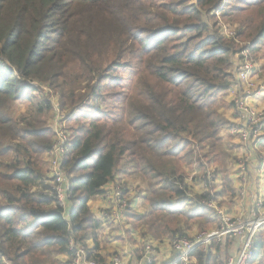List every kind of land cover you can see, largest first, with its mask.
Returning a JSON list of instances; mask_svg holds the SVG:
<instances>
[{
	"label": "trees",
	"instance_id": "trees-1",
	"mask_svg": "<svg viewBox=\"0 0 264 264\" xmlns=\"http://www.w3.org/2000/svg\"><path fill=\"white\" fill-rule=\"evenodd\" d=\"M243 48L264 63V0H0V264H64L70 240L97 249L89 203L118 175L146 181L144 214L126 215L143 248L215 223L184 204L186 167L199 153L220 164L216 197H234L220 134ZM52 111L69 136L67 212L43 169ZM216 254L191 256L221 264ZM248 264H264L262 233Z\"/></svg>",
	"mask_w": 264,
	"mask_h": 264
},
{
	"label": "built area",
	"instance_id": "built-area-1",
	"mask_svg": "<svg viewBox=\"0 0 264 264\" xmlns=\"http://www.w3.org/2000/svg\"><path fill=\"white\" fill-rule=\"evenodd\" d=\"M219 27L227 37L232 35L224 24H219ZM258 67L250 50L243 48L237 56L235 83L230 88L232 112L236 120L222 131L225 138L235 140L243 149L233 168L236 181L242 185L246 182L250 168L256 175L264 173V79L259 77ZM52 130L55 139L48 155L50 175L54 182L57 202L67 212L70 204L67 180L61 169V163L68 150L69 136L58 117L52 122ZM193 176L185 177V184L192 189L186 191L189 201H185L184 204H195L214 212L218 225L215 229L206 232L194 231L193 236L189 238L176 237L171 240L170 251L176 256L171 264H191L190 257L194 250L209 252L213 243L219 244V247L224 239L239 241L238 250L226 260L225 264H248L255 255V246L260 233H264V195L262 196L258 190L254 192L250 195L251 211L245 216L231 218L224 209L216 205L214 195L209 189L216 180L214 169L205 168L203 175L199 177L201 193L198 197L194 194L196 189L193 186L195 179ZM129 189L125 182L119 181L106 191L105 196L109 206L104 210L103 224H112L119 230L123 229L122 223L131 210L130 197L126 196L128 193L131 196ZM68 249L70 253L67 264H129L119 257H113L106 262L94 259L89 255L86 244H77L74 240L69 241ZM141 253L133 264H154L156 247L153 243H146Z\"/></svg>",
	"mask_w": 264,
	"mask_h": 264
},
{
	"label": "crops",
	"instance_id": "crops-1",
	"mask_svg": "<svg viewBox=\"0 0 264 264\" xmlns=\"http://www.w3.org/2000/svg\"><path fill=\"white\" fill-rule=\"evenodd\" d=\"M228 100V101H227ZM227 102L231 101V97L227 96L226 98ZM226 118L228 119L229 123H234L236 120V116L233 114L232 109L226 110ZM223 132L220 134L223 142L225 145V149L227 151L228 155V177L230 180V183L232 184L233 191H234V197H230L228 195H224L221 198L223 199V204L225 205L224 210L232 215V216H245L248 214L251 210L250 206V195H252L257 190L260 191L261 195H264V173L261 175H256L255 171L251 168L249 169L246 177L245 184H239L236 181V176L233 172L234 164L237 161L238 157L241 156L243 153V149L241 146L233 139L225 138L223 135ZM124 176L118 175L114 182H110L107 184L103 191L106 193V191H109L114 183L122 181V178ZM222 175L221 177H217V184L218 186L224 190V184L222 182ZM236 181V182H235ZM125 183L129 186L131 183L129 180L125 181ZM129 183V184H128ZM131 196L133 193L130 191ZM90 210L94 214L97 220L101 221L103 220V214L104 210H106V207L109 206V201L106 200V196L98 197L94 200H92L89 203ZM145 208V207H144ZM131 210L134 212H137L139 214H144L145 209H141L139 207V204L137 203V199H134L131 204ZM142 211V212H141ZM216 221V219H215ZM216 223V222H215ZM102 224V228L98 235V248L96 249L94 247V243L91 240H88L84 244L88 245L89 251L92 255H90L92 258L97 259L101 262L109 261L113 257H119L121 259H124L129 264H133L136 259H138L141 256V252L143 251V240L140 238L137 232H135L133 229L130 228L128 225V222L126 218L124 219V222L122 223V230H119L116 226H112V224ZM127 229V230H126ZM129 232V233H128ZM112 236H115L112 238ZM132 239L133 241H129V239ZM227 239H224V241ZM223 241V243H224ZM228 245L231 243L233 249L235 252H233L230 256L234 255L239 247V241L237 240H227ZM102 243H106L108 246L104 247L102 246ZM222 243V244H223ZM156 247V243H153ZM142 251H141V249ZM219 248H221L219 246ZM158 249V247H157ZM88 251V252H89ZM215 250L211 249V253L214 255L216 252ZM156 259L154 264H171L174 259L176 258L175 254H173L168 249H162L159 254H156ZM62 263L67 264L68 256L62 257ZM191 260V262H190ZM189 262L191 264H196L194 258L192 256L190 257Z\"/></svg>",
	"mask_w": 264,
	"mask_h": 264
},
{
	"label": "rangeland",
	"instance_id": "rangeland-1",
	"mask_svg": "<svg viewBox=\"0 0 264 264\" xmlns=\"http://www.w3.org/2000/svg\"><path fill=\"white\" fill-rule=\"evenodd\" d=\"M181 1V0H180ZM183 1V0H182ZM185 1V0H184ZM222 20L220 19V20H218V22L220 23ZM253 57H254V60L257 62V64H258V75H259V77L260 78H262V79H264V63L262 62H259L258 60H256L255 58V56L253 55ZM262 60H264V59H262ZM235 62H237V57L235 58ZM127 73L128 72H124L123 73V75H127ZM131 80H130V78H127L126 80H125V83H129ZM43 88H44V93H47L48 95H51L52 94V91L50 90H48L47 88H45V86H42ZM82 89V88H81ZM229 96L231 97V95L229 94ZM51 97L52 98H54L52 95H51ZM55 99V98H54ZM33 101H37V97H35L34 99H33ZM55 101V100H54ZM57 101V100H56ZM228 101V100H227ZM29 109V103H27V102H21V103H17L16 104V110L17 111H20V112H26L27 110ZM231 109H232V106H231ZM54 112L55 111H52V113H50V115L49 116H47V121L48 120H50L49 121V123L52 125V121L54 120V118H56V117H58V119H60L61 120V118H62V116H63V114L60 112V111H56V114H54ZM221 137V136H220ZM224 143H226L227 144V142H224ZM199 155H200V157H201V155L202 154H197L196 155V157L197 158H195V160H194V165H193V167L190 169V167H186V177H188V176H192V175H194L193 177H195V179H194V181H193V186H194V189H196V192L194 193L195 194V196L196 197H198L199 196V194L201 193V190H200V180H199V177L201 176V175H203V173H204V171H205V168H211V169H214V175H215V177H216V180L214 181V184L213 185H211L210 187H209V189H210V191H212V193H213V197H214V201L216 202V205L220 208V209H224V207H225V205L223 204V197L222 196H220V197H216V195H218V194H220L221 192H222V189L218 186V184H217V177L219 176V177H221V174H222V172L220 171V170H223L222 168H223V166H221L220 164H215V165H218L219 166V168H216V166L215 165H213V164H211V163H208L206 160H204V159H202L201 161H200V163H198V162H196L197 160L196 159H199ZM204 164L206 165V166H204ZM43 169H44V172L46 171L47 172V170H49V165H48V163H47V166H44L43 167ZM197 173H196V172ZM218 172H220L219 174H218ZM127 177V179H123L122 181L123 182H125V181H127V180H129V182L131 183V185H129V187H130V189H129V191H131L132 193H133V195L132 196H130L129 195V193L128 194H126V196L129 198L130 197V204H132V202H133V200L134 199H137V203L139 204V207L141 208V209H145L144 207H146L145 206V200H144V196L146 195L145 193H147V185H146V181H142L141 182V180H139V179H136V177H128V176H124V177H122V178H126ZM222 179V178H221ZM223 182V181H222ZM129 184V183H128ZM224 184V183H223ZM188 186V185H187ZM225 187V186H224ZM222 197V198H221ZM142 212V211H141ZM226 212V211H225ZM227 213V212H226ZM228 214V213H227ZM229 215V217H231V218H234V217H242V216H232V215H230V214H228ZM216 223H214L213 222V224H210V225H205V229L204 230H202V231H200V233L201 232H206V231H209V230H213V229H215L216 227H217V225H218V222H217V220L215 221ZM113 226V225H112ZM262 234H264V233H262ZM139 235V234H138ZM191 236H193V233H191L187 238H189V237H191ZM115 236H112V238H114ZM143 240V239H142ZM227 240H229V239H227ZM227 240H225L224 241V243L223 244H221V248H219L218 247V245L219 244H217V243H213L212 245V249L214 250V248L216 247V248H218V250H219V254H216L215 255V257H217L218 259H219V262L221 263V264H225V262H226V260L230 257V255L233 253V252H235V250L233 249L234 247H232V245H231V243L228 245L227 243H228V241ZM231 240V239H230ZM129 241H133L131 238L129 239ZM87 245V244H86ZM88 246V245H87ZM102 246H104V247H107L108 245L106 244V243H102ZM157 247H158V249H157ZM141 249V248H140ZM143 249V248H142ZM142 249H141V251H142ZM162 249H168V250H170V242H168V241H165V242H163V243H156V254H159L160 253V251L162 250ZM215 252V251H214ZM193 258V257H192ZM195 260V259H194ZM195 262H196V260H195ZM212 263V262H211Z\"/></svg>",
	"mask_w": 264,
	"mask_h": 264
}]
</instances>
